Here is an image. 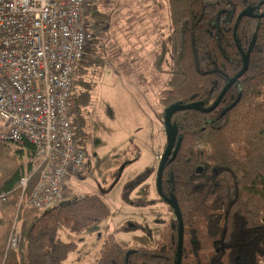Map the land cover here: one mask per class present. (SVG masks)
Masks as SVG:
<instances>
[{
  "label": "trees",
  "instance_id": "1",
  "mask_svg": "<svg viewBox=\"0 0 264 264\" xmlns=\"http://www.w3.org/2000/svg\"><path fill=\"white\" fill-rule=\"evenodd\" d=\"M165 1L169 35L161 42L154 69L160 73L168 62L170 73L160 91L162 110L154 119L165 124L164 112L173 104L208 108L243 67V54L248 66L215 109H186L171 117L174 148L164 165L161 191L177 202L182 216L180 264H262L264 0ZM242 11L257 16H243L234 34ZM88 13V29L101 34L109 14L91 8ZM96 56L87 53L75 67L69 110L76 136L83 130L82 108L91 98L93 82L87 78L103 74L104 63ZM166 147L165 141L163 152ZM38 163L26 144L17 149L0 143V193L7 199L0 206V264H62L76 244L61 240L58 229L81 233L110 213L95 193L61 200L45 210L18 207L19 179L29 176L23 193L28 196L40 175ZM168 208L172 216L154 247L126 249L109 235L96 264H176L180 226ZM16 214L20 235L17 247L8 249Z\"/></svg>",
  "mask_w": 264,
  "mask_h": 264
},
{
  "label": "rangeland",
  "instance_id": "2",
  "mask_svg": "<svg viewBox=\"0 0 264 264\" xmlns=\"http://www.w3.org/2000/svg\"><path fill=\"white\" fill-rule=\"evenodd\" d=\"M96 1L110 16L101 34L92 32L96 57L104 63L102 72L112 75L87 78L93 82L91 98L82 108L83 130L76 136L85 167L79 179L65 185L63 200L95 193L110 213L81 233L58 229L61 240L76 244L62 264H96L109 235L126 249L152 248L172 216L168 203L159 200L155 179L168 134L166 125L154 119L170 73L168 62L160 73L154 69L169 35L166 1L114 0V7Z\"/></svg>",
  "mask_w": 264,
  "mask_h": 264
},
{
  "label": "built area",
  "instance_id": "3",
  "mask_svg": "<svg viewBox=\"0 0 264 264\" xmlns=\"http://www.w3.org/2000/svg\"><path fill=\"white\" fill-rule=\"evenodd\" d=\"M94 0H0V143L32 148L40 175L28 196L29 176L19 179L21 204L37 210L63 198L78 177L85 153L76 142L69 110L75 67L94 39L88 9ZM7 199L0 193V206ZM7 241L15 249L19 225Z\"/></svg>",
  "mask_w": 264,
  "mask_h": 264
},
{
  "label": "water",
  "instance_id": "4",
  "mask_svg": "<svg viewBox=\"0 0 264 264\" xmlns=\"http://www.w3.org/2000/svg\"><path fill=\"white\" fill-rule=\"evenodd\" d=\"M243 16H247V17H254V16H257V15H252L250 12L248 11H242L240 14H238V16L236 17V22L233 26V30H234V34H235V28L238 24V22L242 19ZM261 16H264V11L263 13L261 14ZM237 48L239 50V52L241 53V50L239 48V46L237 45ZM242 54V53H241ZM242 68L241 70L235 74L232 79L221 89V92L220 94L217 96V98L211 103V105L208 107V108H202L200 107L199 105H195L193 103H185V104H173L171 105L170 107H168L165 112H164V118H165V125L167 127V130H168V134H167V139H166V142H167V147L165 149V151L163 152L162 156L160 157V161H159V164H158V169H157V172H156V189L157 191H159V194L161 195V197L164 199V201H166L173 209V212L176 216V219L178 221V226L179 227V234H178V247H177V250H179L178 252V257H177V260H176V264H180V260H181V254H182V250H181V245H182V234H183V226H182V216L180 214V209H179V205L177 204V202H175L174 199L172 198H169V197H164L162 194H161V191H160V184H161V177H162V174H163V171H164V165L166 163V161L171 157L172 154V151H173V148H174V142H173V139H174V135H175V130H174V127L171 123V117L174 115L175 112H178V111H185L186 109H192V110H201V111H204L206 113L210 112L211 110L215 109L221 99L223 98V96L228 92V89L233 86V84L238 80V78H240L244 72L247 70V55H244L243 54V62H242Z\"/></svg>",
  "mask_w": 264,
  "mask_h": 264
},
{
  "label": "crops",
  "instance_id": "5",
  "mask_svg": "<svg viewBox=\"0 0 264 264\" xmlns=\"http://www.w3.org/2000/svg\"><path fill=\"white\" fill-rule=\"evenodd\" d=\"M100 1V0H99ZM104 0H101L100 2H103ZM97 2L98 1H96V0H94L92 3H90V5H89V9H88V11L90 10V8L91 9H93V11H98V12H100L101 13V8H99L98 7V4H97ZM105 4H106V7H108V5H109V7H114L115 6V3H114V0H112V2H111V0L109 1V0H107L106 2H105ZM100 14L98 13L97 14V16H99ZM97 16H96V18H97ZM96 38L97 37H95V35H94V40H96ZM90 50H88V53L90 54V55H92V56H96L98 53H97V49H95L96 47L95 46H97V43L96 42H94L93 41V43L91 42L90 44ZM103 74H102V76L101 77H99V79L101 80V78L104 76V74L106 75V74H108L110 77H111V75H112V72L110 73V72H108L107 70H105L104 72H102ZM113 77H115V78H117L118 76L116 75H113ZM106 79H107V76L105 77ZM100 80H99V83H100ZM158 156L156 155V156H154V158H155V160H157L158 158H157ZM84 167H85V165H84ZM83 167V168H84ZM83 172V171H82ZM80 175H82V173L80 174ZM79 175V176H80ZM78 178V177H77ZM79 179V178H78ZM72 180H74V178H71V179H68V181H66V186H68V184H69V181H72ZM77 180V179H76ZM64 189H65V185H64V187H63ZM64 193V192H63ZM63 198H64V195H63ZM63 198H62V200H63Z\"/></svg>",
  "mask_w": 264,
  "mask_h": 264
},
{
  "label": "flooded vegetation",
  "instance_id": "6",
  "mask_svg": "<svg viewBox=\"0 0 264 264\" xmlns=\"http://www.w3.org/2000/svg\"><path fill=\"white\" fill-rule=\"evenodd\" d=\"M159 161H160V158H159ZM155 178H156V176H155ZM157 190V189H156ZM160 191H161V184H160ZM161 194L164 196V194H163V192L161 191ZM158 195H159V197L163 200V202H166V201H164V199L161 197V195L159 194V191H158ZM167 203V202H166Z\"/></svg>",
  "mask_w": 264,
  "mask_h": 264
}]
</instances>
